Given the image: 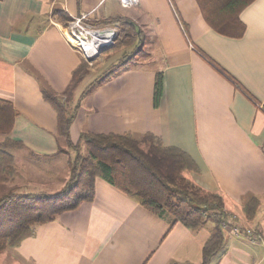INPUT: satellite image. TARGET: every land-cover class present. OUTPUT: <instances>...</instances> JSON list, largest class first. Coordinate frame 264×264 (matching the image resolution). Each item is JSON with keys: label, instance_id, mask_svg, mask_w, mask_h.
Here are the masks:
<instances>
[{"label": "crops", "instance_id": "crops-1", "mask_svg": "<svg viewBox=\"0 0 264 264\" xmlns=\"http://www.w3.org/2000/svg\"><path fill=\"white\" fill-rule=\"evenodd\" d=\"M54 10L69 21L86 14L94 25H117L116 46L101 54L127 37L123 59L107 69L111 76L86 96L72 93L71 142L82 132L150 133L186 153L197 166L186 177L220 194L229 220L256 233L252 240L223 231L224 246L210 264H264V0L249 2L220 30L209 25L197 0H141L130 8L118 0H0V101L16 112L8 137L32 158L58 162L65 159L57 115L42 91L63 100L85 59L66 39L69 21ZM156 73L163 75L157 108ZM68 178L45 189L32 181L17 186L53 195ZM250 197L258 200L252 220L243 212ZM212 227L170 226L96 178L92 201L35 226L0 253V264H201Z\"/></svg>", "mask_w": 264, "mask_h": 264}, {"label": "trees", "instance_id": "trees-1", "mask_svg": "<svg viewBox=\"0 0 264 264\" xmlns=\"http://www.w3.org/2000/svg\"><path fill=\"white\" fill-rule=\"evenodd\" d=\"M251 1L197 0L205 19L216 30L233 21ZM53 15L62 22L69 21L62 11L54 10ZM125 66L123 63L117 67ZM89 71L88 63L82 60L72 73L71 84L63 100L47 89L42 91L44 99L57 115L58 152L65 153V148L75 152L73 160L68 162L69 178L56 194L22 192L15 184L18 168L10 151L24 149L25 146L8 137L16 112L10 103L0 101V253L30 237L35 226L53 221L61 212L74 210L82 202L92 201L94 182L99 178L148 212L169 221L170 226L179 223L197 231L211 224L210 236L202 247L201 263L210 264L224 246L221 224L230 217L220 194L206 191L186 177L187 172L197 171V166L186 153L165 147L160 138L150 133L117 135L82 132L77 143L71 142L69 129L77 109V106L70 109L72 93ZM112 71L108 70L100 76L81 96L90 94L111 76ZM162 94L163 75L156 73L153 90L155 108L159 106ZM82 148H85V153ZM257 209L258 200L254 197L243 205L248 220L254 218Z\"/></svg>", "mask_w": 264, "mask_h": 264}, {"label": "rangeland", "instance_id": "rangeland-1", "mask_svg": "<svg viewBox=\"0 0 264 264\" xmlns=\"http://www.w3.org/2000/svg\"><path fill=\"white\" fill-rule=\"evenodd\" d=\"M127 42V37L123 36L120 41V47L119 49H115L113 52L103 53L101 54V58L95 59L91 64H88L89 66V74L87 77L78 85L77 89L75 90V95L78 97L81 93L85 92V90L91 86L100 76H102L105 72H108L107 69L110 67L111 63L116 60H122L123 59V52H126V49H124L123 42ZM123 44V45H121ZM114 46V45H113ZM112 46V47H113ZM145 52V53H144ZM146 54V51H143V55ZM128 65V64H126ZM127 67V66H125ZM114 74V73H113ZM106 81V80H105ZM98 86V85H97ZM94 91V90H93ZM85 101V100H84ZM83 101V103H84ZM85 131V130H84ZM23 149H13L11 150L12 153H16V165L18 168V175L16 176L15 184L16 185H22L23 183H27L29 181H32L38 185L40 188H49V187H57L59 184H56L54 182H60L65 177H69V170L65 166V160L69 162L70 160H73L75 156V152L71 151L70 149L65 148L63 151L65 153H61L62 157L65 160H58V162H55L56 160H43V159H37L32 158L29 154L22 151ZM15 151V152H13ZM82 152H86L85 148L81 149ZM11 153V154H12ZM13 155V154H12ZM14 156V155H13ZM48 172L50 174H48ZM53 181V183H52ZM27 186V185H26ZM37 187V186H36ZM32 189V188H31Z\"/></svg>", "mask_w": 264, "mask_h": 264}, {"label": "built area", "instance_id": "built-area-1", "mask_svg": "<svg viewBox=\"0 0 264 264\" xmlns=\"http://www.w3.org/2000/svg\"><path fill=\"white\" fill-rule=\"evenodd\" d=\"M122 7L130 8L137 5L141 0H118ZM119 33V27L113 25H94L88 19V15L81 14L73 17L66 25L65 34L69 43L78 51L88 64L87 60L100 55L104 47H112ZM223 231L233 236H247L255 240L256 233L251 229H241L234 225L231 220L221 224Z\"/></svg>", "mask_w": 264, "mask_h": 264}, {"label": "water", "instance_id": "water-1", "mask_svg": "<svg viewBox=\"0 0 264 264\" xmlns=\"http://www.w3.org/2000/svg\"><path fill=\"white\" fill-rule=\"evenodd\" d=\"M111 47H104V48H102L101 50H100V54L102 53V52H104V51H106V50H108V49H110ZM99 57V55H96V56H94V57H92V58H89L87 61L88 62H93L96 58H98Z\"/></svg>", "mask_w": 264, "mask_h": 264}]
</instances>
